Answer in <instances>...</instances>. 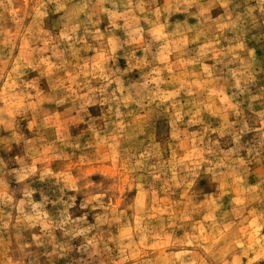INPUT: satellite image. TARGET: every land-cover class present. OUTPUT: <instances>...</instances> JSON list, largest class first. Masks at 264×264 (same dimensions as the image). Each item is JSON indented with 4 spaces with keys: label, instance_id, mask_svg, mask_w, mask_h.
I'll return each instance as SVG.
<instances>
[{
    "label": "rangeland",
    "instance_id": "1",
    "mask_svg": "<svg viewBox=\"0 0 264 264\" xmlns=\"http://www.w3.org/2000/svg\"><path fill=\"white\" fill-rule=\"evenodd\" d=\"M0 120V264H264V0H0Z\"/></svg>",
    "mask_w": 264,
    "mask_h": 264
},
{
    "label": "clouds",
    "instance_id": "2",
    "mask_svg": "<svg viewBox=\"0 0 264 264\" xmlns=\"http://www.w3.org/2000/svg\"><path fill=\"white\" fill-rule=\"evenodd\" d=\"M87 102H91V101H87ZM117 114L119 115V112L117 111ZM3 121L2 120H0V123H2Z\"/></svg>",
    "mask_w": 264,
    "mask_h": 264
}]
</instances>
